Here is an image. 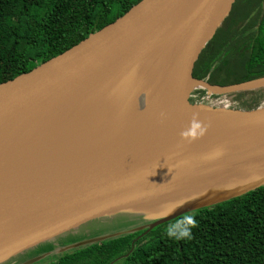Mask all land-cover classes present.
<instances>
[{"label": "water", "instance_id": "1", "mask_svg": "<svg viewBox=\"0 0 264 264\" xmlns=\"http://www.w3.org/2000/svg\"><path fill=\"white\" fill-rule=\"evenodd\" d=\"M234 2L141 0L61 54L0 83V264L94 221L169 196L206 166L222 167L216 171L222 175L264 165V105L204 106L211 110L199 121L206 133L193 142L180 135L194 84L223 92L195 80L193 68ZM180 41L171 69L136 118L127 86L131 66L149 52L165 55ZM93 79L103 114L98 146L63 168L36 173L41 136ZM241 127L250 131L229 138ZM261 185L264 177L242 188L210 185L204 192L224 193L182 207L209 206Z\"/></svg>", "mask_w": 264, "mask_h": 264}, {"label": "trees", "instance_id": "2", "mask_svg": "<svg viewBox=\"0 0 264 264\" xmlns=\"http://www.w3.org/2000/svg\"><path fill=\"white\" fill-rule=\"evenodd\" d=\"M140 1L0 0V83L61 54ZM193 77L220 88L264 78V0H235L195 62ZM193 94L197 99L205 92ZM230 99L232 108L260 107L264 89L237 90ZM188 215L198 222L191 238H169V227ZM60 251L46 264H264V185L155 226Z\"/></svg>", "mask_w": 264, "mask_h": 264}, {"label": "bare ground", "instance_id": "3", "mask_svg": "<svg viewBox=\"0 0 264 264\" xmlns=\"http://www.w3.org/2000/svg\"><path fill=\"white\" fill-rule=\"evenodd\" d=\"M182 45V41L176 43L168 53L160 57L155 51L149 52L141 56L131 66L127 86L130 93L131 112L136 118L156 94L160 83L181 51ZM194 86L207 90L208 93L217 92L212 87L200 83H195ZM261 87H264V78L248 82L241 88L251 90ZM95 89L96 82L93 79L89 87H86L78 97L62 108L53 119L48 130L41 136L38 143L36 166H34L36 173L63 168L87 157L98 146L102 135L103 114L99 96ZM199 110L202 112L188 113V121L184 130L191 127L194 116L198 121H201L211 115V110L208 108L200 107ZM249 131L250 128L247 127L238 128L230 132L229 138L244 137ZM248 167L249 169L244 172L217 175L216 171L223 169L222 167L211 168L206 166L182 182L173 194L149 200L135 208L153 207L158 210L190 197H197L198 201H205L224 193L217 190L209 193L204 192V189L210 185H215L220 189L242 188L264 177V165L261 166L256 163L248 165ZM69 234L53 241L63 245L71 240ZM79 239L77 238L76 241ZM61 241H63L62 244Z\"/></svg>", "mask_w": 264, "mask_h": 264}, {"label": "rangeland", "instance_id": "4", "mask_svg": "<svg viewBox=\"0 0 264 264\" xmlns=\"http://www.w3.org/2000/svg\"><path fill=\"white\" fill-rule=\"evenodd\" d=\"M51 25L52 22H50V24L46 26V29L49 30ZM242 86H229L226 88H222L223 92L221 93H208L207 90L195 86L194 90H202L205 92V94L203 95V97L196 99V96L191 93L190 99L192 98L194 100L191 101L192 107L189 111V114L202 112L199 109L200 107L204 106L209 108L211 106H213L211 108H232L233 103L230 99V94L237 90H241ZM263 89L264 87H261L248 91H257ZM202 101H205L207 103L203 104ZM197 201V197H190L175 202L173 204H169L166 206V208H161L158 210H155L153 207L131 208L129 210L122 211L111 216L102 218L100 220L94 221L70 233L69 236L71 240L63 245L58 244L56 241H52L48 244L36 246L24 251L23 253L19 254L18 256L12 259H9L4 264H46L50 262L51 259L53 260L58 256L56 254H53L56 249H60V252L62 253L64 250H68L76 244L88 242L91 240H99L102 238L120 237L130 233L135 229L144 228L153 225L154 223L159 222L161 220L170 218L178 208H181V210H179V214L184 215L206 206L204 205L190 208L182 207V205L184 204H191ZM77 238L80 239L76 241ZM62 243L63 241H61V244Z\"/></svg>", "mask_w": 264, "mask_h": 264}, {"label": "clouds", "instance_id": "5", "mask_svg": "<svg viewBox=\"0 0 264 264\" xmlns=\"http://www.w3.org/2000/svg\"><path fill=\"white\" fill-rule=\"evenodd\" d=\"M198 130V131H197ZM207 131L206 126H202L201 123L194 116L191 121L190 129L181 132V139L193 142L195 139L201 138ZM198 226V222L194 216H185L178 225L171 226L167 230L169 238L174 239H189L191 238L192 229Z\"/></svg>", "mask_w": 264, "mask_h": 264}, {"label": "built area", "instance_id": "6", "mask_svg": "<svg viewBox=\"0 0 264 264\" xmlns=\"http://www.w3.org/2000/svg\"><path fill=\"white\" fill-rule=\"evenodd\" d=\"M193 90H194V88H193ZM193 90H192V93H193ZM211 107H213V106H211Z\"/></svg>", "mask_w": 264, "mask_h": 264}]
</instances>
